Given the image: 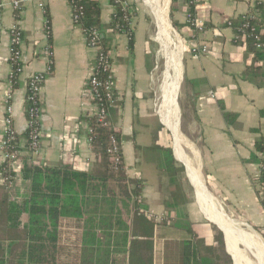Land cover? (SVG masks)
Segmentation results:
<instances>
[{"label": "crops", "instance_id": "1", "mask_svg": "<svg viewBox=\"0 0 264 264\" xmlns=\"http://www.w3.org/2000/svg\"><path fill=\"white\" fill-rule=\"evenodd\" d=\"M127 1L132 36L107 33L116 98L109 121L121 139L123 174L142 188L137 204L133 195L119 197L114 182H108L116 212L130 227L125 246L113 253L114 264H140L128 247L134 236L142 237L137 234L142 220L154 225L151 264H231L225 234L208 220L203 207L207 202L220 216L248 227L264 245V207L257 189L260 161L255 149L264 136V52L227 24L236 25L243 15L261 11L264 0H176L173 21L182 41L177 95L181 114L176 98L179 128L182 119L189 133L185 138L181 132L190 145L185 151L199 168L206 202L191 182L186 162L176 158L173 135L157 114V41L152 38V23L138 9L137 0ZM98 3L100 20L108 25L113 14L110 0ZM189 12L205 21L203 32L188 27ZM15 26L22 36L16 76L17 68L9 60L10 30ZM258 26L264 33V15ZM201 44L208 47L207 54L194 57L190 49ZM95 56L82 29L73 23L67 0H30L20 11L13 9L12 0H0V143L11 107V128L21 156H31L33 162L47 167L99 173L86 121L95 111L86 87ZM48 67L50 75L39 93V151L28 155L24 151L26 84L31 75L45 73ZM151 149L161 153L160 167L141 156ZM168 149L175 171L166 174L163 153ZM5 164L0 151V207L20 205L29 193V180L19 162L20 172L8 185ZM225 257L230 263L216 262Z\"/></svg>", "mask_w": 264, "mask_h": 264}, {"label": "trees", "instance_id": "2", "mask_svg": "<svg viewBox=\"0 0 264 264\" xmlns=\"http://www.w3.org/2000/svg\"><path fill=\"white\" fill-rule=\"evenodd\" d=\"M81 4L84 18L76 26L82 31L98 30L103 36L102 47L108 52L107 33L116 31L118 26L126 29L125 24L121 23L119 9L110 23L104 25L100 20L101 8L98 0H82ZM176 10L177 2L172 0L170 19L174 28L178 27L173 21ZM233 24L232 27L238 34L240 23ZM17 73L16 71L14 76ZM86 121L88 136L92 140L91 151L100 162L99 173L80 172L65 166L47 167L33 162L31 156L19 157L21 173L29 180L30 188L26 199L20 205L0 207V264H114V251L125 246L130 227L116 212L115 194L109 188L108 182H114L119 197L130 198L133 195L137 204L140 203L138 198L142 186L124 176L123 160L120 168L112 171L110 162L105 157L111 135L117 138L121 146L119 134L112 127L100 128L94 117ZM27 137L26 130L25 148ZM15 138L16 149L21 151L17 136ZM255 149L259 163L264 162V136L256 142ZM163 157L162 171L166 174L173 173L175 161L171 150H165ZM261 202L264 205L262 198ZM153 228L152 223H140L137 234L142 237L134 236L128 247L130 256H137L140 264H151ZM65 232L73 251L61 244L65 240L61 237ZM138 238L143 240L138 241ZM118 239L123 240V244H119ZM19 243L13 253V248ZM216 262L230 263V260L225 257L223 261L217 259Z\"/></svg>", "mask_w": 264, "mask_h": 264}, {"label": "built area", "instance_id": "3", "mask_svg": "<svg viewBox=\"0 0 264 264\" xmlns=\"http://www.w3.org/2000/svg\"><path fill=\"white\" fill-rule=\"evenodd\" d=\"M30 0H12V7L15 11H20L27 2ZM71 10L72 21L76 25L84 18V8L81 4L82 0H67ZM110 5L113 9L112 18L116 15V10L119 9L121 13V23L125 24L126 29L118 26L116 32L126 35L130 38L132 29V16L130 11V5L127 0H110ZM42 7L41 5H39ZM261 15H264V1L262 3L261 11H254L243 15L240 19L238 27V34L247 39L252 47L256 50L264 52V33L259 29L258 23ZM205 21L200 17L195 16L192 12L187 14L188 27L194 29L197 33H201L205 30ZM228 26H232V22H227ZM86 43L89 48L96 51L95 62L93 69L87 78V93L95 107V111L92 117H94L97 125L102 129L111 128L109 121V111L116 105L112 63L109 52L104 51L101 39L102 34L96 29L83 30ZM21 31L18 27H13L10 30V48H9V60L10 63L15 66L16 71L19 72V64L21 60ZM208 47L206 45L194 46L190 49V53L194 57L207 54ZM46 56L51 57V51L46 50ZM51 63V61H50ZM50 75V67L47 68L45 73H38L31 75L27 80L26 86V101H27V147L24 146V151L28 155H36L39 151L41 140L40 129V116L41 109L39 107V93L41 85L45 81L46 77ZM7 115L5 119L4 135L0 143V151L3 153L5 161V170L9 173L5 178V183L11 184L12 180L20 172V160L21 151L16 149V138L13 129L11 128V107L7 108ZM89 134V129H88ZM92 142L88 136V144ZM19 147V144H18ZM121 146L117 138L111 135L108 139V145L105 149V157L110 162V168L112 171H117L120 168ZM259 174L257 177V189L264 201V162L259 163ZM264 206V205H263Z\"/></svg>", "mask_w": 264, "mask_h": 264}, {"label": "bare ground", "instance_id": "4", "mask_svg": "<svg viewBox=\"0 0 264 264\" xmlns=\"http://www.w3.org/2000/svg\"><path fill=\"white\" fill-rule=\"evenodd\" d=\"M163 0H145L146 5L149 7L153 14L156 23L160 26L163 33V50L167 59L166 64V77L164 79L161 98L157 110L162 122L170 129L174 145L179 156V159L183 161L182 151L185 150V146L189 145L182 135L178 127V123L175 116V101L176 91L181 81V67L179 63V55L171 50V45H176V39L174 37L172 28L169 24L167 13L169 0H166V7L162 8L161 3ZM173 48V47H172ZM174 49V48H173ZM188 140V139H187ZM190 146V145H189ZM190 174V180L198 190V195L206 202L205 190L203 188V182L200 176L199 168L194 166L193 161L190 159V163L186 164ZM195 188V189H196ZM210 197V196H209ZM200 203V202H199ZM201 204V203H200ZM203 205V204H202ZM208 218L211 221L217 223L223 230L226 238L227 249L233 258L234 264H252L247 256H244L239 250L241 244H250L254 247L263 249L261 244L250 242L245 235H240L235 229L234 225L225 216H220L214 209H212L206 202V207H203ZM221 214V213H220ZM205 215V214H204ZM243 233V232H242ZM244 234V233H243ZM252 241V240H251ZM247 245V246H248ZM246 252L251 254L252 252L245 248ZM249 256V255H248ZM251 256H253L251 254ZM259 264H262L263 255L256 256ZM252 259V258H251Z\"/></svg>", "mask_w": 264, "mask_h": 264}, {"label": "rangeland", "instance_id": "5", "mask_svg": "<svg viewBox=\"0 0 264 264\" xmlns=\"http://www.w3.org/2000/svg\"><path fill=\"white\" fill-rule=\"evenodd\" d=\"M171 1L172 0H169V3L170 4H171ZM170 4H168L167 18H168L169 24H170V26L172 28L174 37L176 39V45H171L170 48H171V50H173L174 52H176L177 55H179L178 56L179 57L178 59H179V63H181L182 41H181L179 32L172 26V21L170 19ZM166 5H167L166 0H163L162 3H161L162 8H165ZM137 6H138V9L140 10V12H142L143 14H145V16L147 17V19L152 23V26H153V29H152V38L153 39H156V41H157V44H156L157 68H156V71H155V75L157 76V85H158L157 105H159L158 102H160L161 89H162V85H163L164 79L166 77V64H167V59H166V56H165V52L163 50V33H162V30L160 29V26L156 23V21H155V19L153 17V14L150 11L149 7L146 5L145 0H137ZM179 87H180V84H179V86L177 88V91H176V98L178 100V105H179L180 114H181L180 102H179V99H178V96H177L178 95V92H179ZM174 110L176 112L175 113V116H176V120H177L178 127H179V110H178L176 101H175V109ZM184 129H185V123L181 119V131L183 132L185 138H189V133L186 130H184ZM174 153H175L176 158L179 159V156H178V153H177V150H176V146L175 145H174ZM182 155H183V161H185L186 164L190 163V158L186 154V151L185 150L182 151ZM141 156H146L147 158H149L153 162H156L157 164H159L158 167L161 166L162 161H163V158H162L161 153L159 152V150H153V149L148 150V151L146 150L145 153L144 152L141 153ZM230 221L234 225L235 229L239 232L240 235H243V236L245 235V237L250 242L257 243V244H261L262 243L261 246L264 247L262 240L255 233L251 232L248 227L246 229H244V228H241L240 226H238L237 223L234 222V221H232L231 219H230ZM142 222L143 223H147L146 221H143V220H142ZM61 237L63 239H65V240H63V243H61V244H63V247H66L67 249H70L71 251H73L72 250L73 247L70 245L69 240L67 239V237H68L67 232H65L64 236H61ZM19 245H20V243L13 248V250H12L13 253L17 250V248L19 247ZM247 245L248 244L245 245L244 243L241 244L239 246V250L241 251V253L244 256H247L248 257V259L251 261L252 264H259L258 259H257L256 256L263 255V249L254 247L253 245H250V244L248 246ZM245 248H248L252 252L251 254L253 256H251V254L247 253L246 250H245ZM12 257H11V259H12ZM231 264H233V262ZM262 264H263V261H262Z\"/></svg>", "mask_w": 264, "mask_h": 264}]
</instances>
